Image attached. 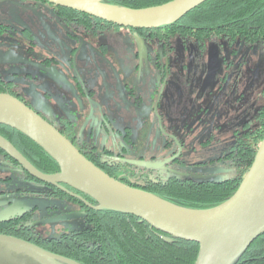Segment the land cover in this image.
Returning <instances> with one entry per match:
<instances>
[{"label":"flooded vegetation","instance_id":"obj_1","mask_svg":"<svg viewBox=\"0 0 264 264\" xmlns=\"http://www.w3.org/2000/svg\"><path fill=\"white\" fill-rule=\"evenodd\" d=\"M0 84L105 173L143 186L151 178L202 180L239 161L238 150L262 125L264 45L182 28L120 27L41 0H0ZM3 164L19 178L0 175L1 197L13 186L48 199V209L78 204L86 225L84 203L42 185L0 151ZM35 209L8 213L0 232L57 238L36 232L49 219L32 220Z\"/></svg>","mask_w":264,"mask_h":264},{"label":"water","instance_id":"obj_2","mask_svg":"<svg viewBox=\"0 0 264 264\" xmlns=\"http://www.w3.org/2000/svg\"><path fill=\"white\" fill-rule=\"evenodd\" d=\"M41 1L120 27L157 29L176 23L207 0H172L145 9L119 7L107 3L108 0ZM143 11L151 12L147 22L136 16ZM116 12L124 16H112ZM0 126L25 136L58 166L55 174L41 173L0 135V151L29 176L42 185L61 190L91 210H109L134 216L165 236L196 243L199 252L194 264H236L252 242L264 235V135L251 166L233 195L212 208L190 209L109 176L82 155L51 124L7 93H0ZM126 162L149 169L161 166L137 161ZM62 185L91 199L94 205ZM8 217V213H0V223ZM79 217L81 216H60L40 222V225ZM223 245L226 246L221 248ZM0 264L78 263L46 252L31 242L0 234Z\"/></svg>","mask_w":264,"mask_h":264},{"label":"trees","instance_id":"obj_3","mask_svg":"<svg viewBox=\"0 0 264 264\" xmlns=\"http://www.w3.org/2000/svg\"><path fill=\"white\" fill-rule=\"evenodd\" d=\"M170 1L108 0L107 3L129 9H145ZM166 28H182L192 33L209 32L247 43L259 41L264 45V0H207ZM0 93H5L1 84ZM0 135L36 168L43 172L58 171L57 164L25 136L5 126H0ZM250 135L252 138L247 137L246 143L238 150L239 161L233 166L227 163L221 176L193 181L151 178L143 186L127 178L106 174L181 207L212 208L233 195L251 166L264 135V113L260 129H255ZM85 214L84 227L53 239L35 237L22 228L17 232L5 229L0 234L31 242L46 252L78 264H194L197 259L199 246L196 243L165 236L134 216L90 208ZM261 255H264V235L252 242L236 264H245L246 259L254 256L257 263Z\"/></svg>","mask_w":264,"mask_h":264},{"label":"rangeland","instance_id":"obj_4","mask_svg":"<svg viewBox=\"0 0 264 264\" xmlns=\"http://www.w3.org/2000/svg\"><path fill=\"white\" fill-rule=\"evenodd\" d=\"M214 174H220L218 168L215 169ZM9 174L12 176L13 180L19 178L17 174L12 173L9 167L5 164L0 165V175ZM21 176V175H20ZM18 180V179H17ZM22 187V186H19ZM6 195L4 197L0 196V213H10L17 210L19 213L25 211V213H30L31 210L36 212L32 216V220L39 222L41 220H46L62 215H78L77 211L80 209L78 204H72L68 207H64L61 203L56 202L52 204L51 208L49 206L48 199L41 197L37 193H32L35 191H29L28 193L18 194L14 187L5 188ZM15 193V194H13ZM12 194V195H9ZM85 225L83 218H74L70 220H65L62 222H57L49 225L38 226L36 232L45 238L58 237L62 231H68L71 229H78Z\"/></svg>","mask_w":264,"mask_h":264},{"label":"bare ground","instance_id":"obj_5","mask_svg":"<svg viewBox=\"0 0 264 264\" xmlns=\"http://www.w3.org/2000/svg\"><path fill=\"white\" fill-rule=\"evenodd\" d=\"M150 13H151L150 11L138 12L136 16L139 17V20L147 22L149 20ZM112 16H124V14H122L120 12H116V13H112ZM226 245H223L221 248H223Z\"/></svg>","mask_w":264,"mask_h":264}]
</instances>
